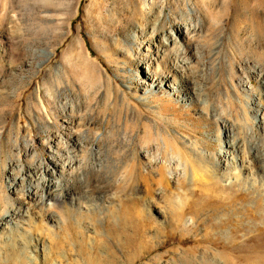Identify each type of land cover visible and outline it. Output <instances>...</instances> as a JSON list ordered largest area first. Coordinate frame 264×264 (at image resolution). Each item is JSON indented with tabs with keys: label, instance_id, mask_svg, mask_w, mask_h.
I'll return each instance as SVG.
<instances>
[{
	"label": "rangeland",
	"instance_id": "obj_1",
	"mask_svg": "<svg viewBox=\"0 0 264 264\" xmlns=\"http://www.w3.org/2000/svg\"><path fill=\"white\" fill-rule=\"evenodd\" d=\"M259 110L264 0H0V264H264Z\"/></svg>",
	"mask_w": 264,
	"mask_h": 264
},
{
	"label": "bare ground",
	"instance_id": "obj_2",
	"mask_svg": "<svg viewBox=\"0 0 264 264\" xmlns=\"http://www.w3.org/2000/svg\"><path fill=\"white\" fill-rule=\"evenodd\" d=\"M185 29V28H184ZM149 65V64H148ZM179 72H183L182 74H179ZM187 72V71H186ZM186 72H184L182 69H178V67H175L174 70L172 71V75L170 77L173 78L174 80V83H175V80L180 77L181 79H183V82H186L187 84L186 85H190L191 84V78L188 76H186ZM192 72V71H191ZM188 75V74H187ZM156 80V79H155ZM194 81V80H193ZM162 82V81H161ZM176 84V83H175ZM196 84V83H194ZM155 84H153L152 86L154 87ZM167 85V84H166ZM169 86L173 87L172 83L169 84ZM198 88V87H197ZM187 94L188 95H191L192 93L193 94H197V89L194 87H188L187 88ZM151 100V99H150ZM264 115L263 111L262 110H259L256 115H255V120L256 121H259L262 119V116ZM237 151H238V145L235 144V143H231V142H227V144H224L222 146V150H221V153H220V156H219V160L221 162L222 165H227V167L232 163L230 159L234 160V158H236V154H237ZM205 154V152H204ZM237 162V161H236ZM154 163V162H153ZM155 164H159V161H156L155 160ZM230 167V166H229ZM171 174V177H169L168 181H167V184L166 186L167 187H171V183L172 182H175L177 181L176 179L178 178V175L177 173H170ZM14 188V191L18 193V189L16 188V186L14 187L13 185L11 186ZM40 198H45V195H40L39 193H37V191L33 190L31 188V191L28 195H26L25 197H20L19 201L21 203H24L26 205H30L32 203V200H36V199H39ZM52 200V199H51ZM50 204V202H49ZM52 204V203H51ZM31 206V205H30ZM29 206V207H30ZM18 213H13V214H8L4 219L1 220L0 222V226H2L4 224L5 221H9L10 219H12L15 215H17ZM9 217V218H7Z\"/></svg>",
	"mask_w": 264,
	"mask_h": 264
}]
</instances>
